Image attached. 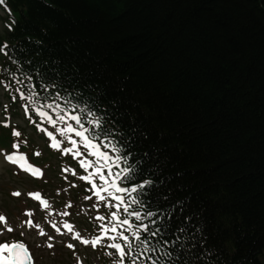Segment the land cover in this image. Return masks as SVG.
Instances as JSON below:
<instances>
[{
	"label": "trees",
	"instance_id": "16d2710c",
	"mask_svg": "<svg viewBox=\"0 0 264 264\" xmlns=\"http://www.w3.org/2000/svg\"><path fill=\"white\" fill-rule=\"evenodd\" d=\"M0 5L7 16L0 45H8L0 50L1 85L13 72L19 77L17 69L54 67L77 87L98 86L120 105L125 123L147 135L140 151H151L162 191L185 201L203 229L211 253L193 264H264V0ZM15 87L6 94L5 117L19 115ZM30 119L24 122L37 134ZM7 125L0 122V150L23 154L42 172L34 186L74 209L85 195L75 186L83 169L74 157L44 139L39 150L27 126ZM115 258L100 249V263Z\"/></svg>",
	"mask_w": 264,
	"mask_h": 264
},
{
	"label": "snow or ice",
	"instance_id": "6c2138e0",
	"mask_svg": "<svg viewBox=\"0 0 264 264\" xmlns=\"http://www.w3.org/2000/svg\"><path fill=\"white\" fill-rule=\"evenodd\" d=\"M7 47L0 45V50ZM17 71L21 75L17 77L13 72L12 82L5 85L6 89L16 85L12 98L22 101L25 115L31 112L38 118L34 126L41 133H47L51 149L87 157L79 160L80 168L88 173L81 175L80 180L93 184V176H98L99 185H93L100 189L95 192L96 197L104 199L102 192L106 193L125 214L122 218L116 211L112 212V221L118 223L111 226L100 223L99 234L94 239H85L80 232L71 239L94 249L99 246L114 250L113 264H193L202 262L211 253L203 229L185 201L172 200L170 190L169 194L162 191L165 179L149 165L151 151H140L147 135L137 126L125 123L118 103L107 102L106 93L98 90V86L71 84L66 74L54 67L44 71L30 68L27 73ZM44 124L58 131L59 138ZM12 135L21 137L22 134L13 130ZM5 160L33 177L41 174L40 168L28 163L22 154H8ZM90 168L95 172H88ZM29 195L47 205L40 192ZM98 219L103 222L107 217ZM53 227L56 232L61 231L56 225ZM67 231L73 232L71 224L67 225ZM66 246L74 249L76 245ZM0 264H32V256L23 242L4 240L0 242Z\"/></svg>",
	"mask_w": 264,
	"mask_h": 264
},
{
	"label": "rangeland",
	"instance_id": "374dc122",
	"mask_svg": "<svg viewBox=\"0 0 264 264\" xmlns=\"http://www.w3.org/2000/svg\"><path fill=\"white\" fill-rule=\"evenodd\" d=\"M6 18V14L0 8V33L4 32ZM5 102H7L6 91L0 84V121L5 120L2 116V105ZM10 120L20 127L25 125L20 114H13ZM27 132L33 136L31 130L27 129ZM38 143L41 146L42 142ZM4 155L6 152H0V216L4 217L0 220V229L3 230V234H0V242L4 240L23 242L32 256V264H100L99 254L95 253L94 248L71 239L76 232H80L85 239L91 240L82 233L84 228L80 225H85L84 221L86 222L89 217L86 209L79 206L70 212L54 203L49 205L48 202L47 205L39 203L38 206L33 204L29 199V193L37 192L38 187L34 186L35 182L27 181L23 171L18 173L13 168H9L5 164ZM17 191L21 195L13 196L12 193ZM30 202L34 208L29 206ZM88 204L97 207L93 202ZM27 213H33V218L29 219L31 216ZM66 217L73 223H70L73 226L72 233L67 231L69 222L64 220ZM53 225L61 231L56 232ZM8 228L13 231L8 232ZM68 243H74L75 248H67Z\"/></svg>",
	"mask_w": 264,
	"mask_h": 264
}]
</instances>
